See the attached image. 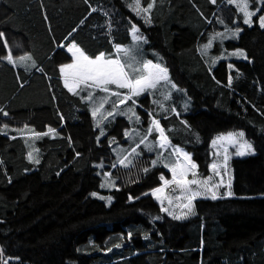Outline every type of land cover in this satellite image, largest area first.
<instances>
[{
	"label": "trees",
	"instance_id": "obj_1",
	"mask_svg": "<svg viewBox=\"0 0 264 264\" xmlns=\"http://www.w3.org/2000/svg\"><path fill=\"white\" fill-rule=\"evenodd\" d=\"M134 9L135 0H0V264H264V0H249L259 9L251 26L228 0ZM135 25L146 36L139 62L166 67L176 88L161 83L119 104L122 96L97 90L89 101L64 87L68 45L115 58ZM153 118L202 175L214 138L243 132L254 153L231 159L232 195L167 216L150 194L164 170ZM26 125L40 134L39 163L18 132Z\"/></svg>",
	"mask_w": 264,
	"mask_h": 264
},
{
	"label": "snow or ice",
	"instance_id": "obj_2",
	"mask_svg": "<svg viewBox=\"0 0 264 264\" xmlns=\"http://www.w3.org/2000/svg\"><path fill=\"white\" fill-rule=\"evenodd\" d=\"M215 3V0H212ZM228 3H233V0H228ZM155 0H150L146 7H141L140 0H135V11L138 14L150 13L151 9L154 7ZM240 8V11L243 12V23L246 25H252V17L257 15L259 9L255 11H247V4H244L242 7L237 5ZM95 10V9H94ZM147 22L150 23V18L146 17ZM258 22L260 27L264 28V15H260L258 17ZM222 23V21H221ZM138 29L133 26V38L135 41H140L143 39L142 36L138 35ZM239 29H236L235 32L232 33L233 36H238ZM3 34L0 33V36ZM222 35V34H217ZM212 39H215L213 37ZM211 44V40L209 45H205V48L209 47ZM67 51L71 53L72 62L66 63L60 66L59 71L63 76V84L64 87L72 94H78L80 92H86L85 96H82V99L91 101L94 97L95 91H101L104 93H110L114 96H122L123 98L120 99L119 104H124L126 101L131 100L134 96H139L144 92H150L156 90L161 83L164 84H171L172 88H176L175 84H172L169 76H168V69L163 67L161 64H153L151 61H144L141 62V66L139 68H134L132 63H122L119 58H106L104 53H100L95 58H90L86 55L79 47H77L74 43L71 47L67 48ZM124 53V56L131 61H134V57L130 56L129 49H119ZM238 54L240 56H244V53L241 51ZM9 63H15L13 61L12 55L9 52L5 57ZM30 57L21 56L20 59H29ZM33 66H35L33 64ZM231 67V66H229ZM126 69H131L134 73H139V75L133 76L130 74L129 71ZM229 83H231V77L229 78ZM110 85H115L117 89H127L128 93L124 94L119 91L112 92L109 88ZM167 99V97H165ZM106 102V98H103L97 108H94L92 111L93 117L97 116V113L100 109L104 108V103ZM134 102V101H133ZM163 105H161L162 107ZM129 112H132V109L129 108ZM114 114L113 111H109L107 116H112ZM3 115H7L6 112H3ZM132 115L134 116L135 113L133 112ZM106 118V117H105ZM131 119V117H130ZM136 119L138 120L139 117L137 116ZM153 124L156 127V130L160 134L161 143L160 147L164 148L167 143V137L164 136V130L160 127L159 122L153 120ZM54 129L49 128L47 132L43 133V135H48L49 133H54ZM149 133L153 131L152 128L148 129ZM40 134L37 133V136ZM101 135L103 132L101 131ZM219 141H226L228 144L236 147L238 145L236 155L243 156L246 154H253L254 149L250 142L244 140V133H228L226 137H219ZM218 141H213V144L216 145ZM141 143H144L141 140ZM135 153V149L132 150ZM227 152V149H225ZM177 153V160L174 162V166L171 168L172 172V180H164V184L168 185L170 183L175 184L177 188L181 191L182 198L187 201V203L183 204V208L187 209V211L183 214L184 216L187 215H194V205L193 201L200 196H205L206 198L210 196L211 199L215 200L218 198L217 192L214 189L220 186L219 183H212V177L208 176L206 178L196 179L197 172L194 171L197 168V165L192 162L191 157L187 153H181L179 149L175 150ZM180 155L183 156V160L180 159ZM29 160H32V153L28 154ZM127 157L124 160L119 161L120 164L124 165ZM228 160V156H224L225 161V168L226 163ZM35 163H39V160H36ZM213 171L218 176L220 175L219 171L217 170V165L213 163L211 165ZM191 175L192 179H188V176ZM163 179V177H161ZM195 185V188L192 186ZM230 188V184H229ZM163 188H158L155 190V193H162ZM95 195V193H93ZM226 195L231 196L232 193L229 191ZM161 199V197H157ZM180 197H178L179 199ZM163 202V201H161ZM171 203V201H169ZM162 211H168V209L162 208ZM169 215H172L169 212ZM176 219L183 218L182 216H176Z\"/></svg>",
	"mask_w": 264,
	"mask_h": 264
},
{
	"label": "rangeland",
	"instance_id": "obj_3",
	"mask_svg": "<svg viewBox=\"0 0 264 264\" xmlns=\"http://www.w3.org/2000/svg\"><path fill=\"white\" fill-rule=\"evenodd\" d=\"M233 3L235 5H240L241 7L244 4H247L248 7L246 10L250 11L249 0H233ZM135 28H137L139 30L138 26H136V25H135ZM132 32H133V29H132ZM132 32H131V35H132ZM138 35L142 36L143 39L140 41H135L133 38V35H132V39H133L132 41L133 42L131 45H129V46H122V45L115 46L116 57L113 59L119 58L122 63H132L134 68H139L141 66V63L139 62V57L137 55V52L139 51L140 43L143 42L144 40H146V36L144 34H142L140 31H138ZM72 44L73 43L68 45L67 48L71 47ZM74 44L77 47H79L76 43H74ZM118 48L119 49H129L130 50V56L135 58L134 61L128 60L124 56L123 52L118 51ZM105 57L110 58V57H107L106 55H105ZM90 58H95V57H90ZM152 63L157 64L154 62H152ZM126 70L130 72V74L133 76V78H134V75L135 76L139 75V73L132 72L131 69H126ZM168 76H169V72H168ZM62 81H63V76H62ZM167 85H169V84H165V86H167ZM110 86H109V88H110ZM168 91H169V89H166V92H168ZM112 92H115V91H112ZM153 120H156V119H154V118L152 119L150 126L152 128L154 127L156 129L155 125L153 124ZM160 127L162 128L161 125H160ZM227 135H228V133L218 135L213 140V141H218L217 144L214 145L212 143V147L214 150V152H213L214 160L211 163V165L213 163H215L217 165V170L219 171L220 175L217 176L215 174V172L213 171L211 166H210V172L207 175L200 174L198 171V168H196L194 170L197 172L196 179L199 180L201 178H206L208 176H211L213 178L212 183H219L220 184V186L218 188L214 189V191L217 192L218 198L222 197L223 195H226V193L229 191L231 192L232 172H231V167H230V161L233 157L238 156V155H236L238 145L236 147H233L232 145L228 144L226 141H219L218 140L219 137H226ZM164 136L167 137L165 132H164ZM244 140H246V139L244 138ZM161 142L162 141H161L160 134H159L158 141H157V145H158L159 150L156 151V153H157L156 158L159 162H162V164L164 165V170H162V172H160V175H161V177H163V179H161V184L159 186H157L156 188H154L153 190L150 191V194L160 204L161 208L168 209V211H163L167 216H169L171 218H175L176 216H182L184 218V217L188 216V215L187 216L183 215L187 211V209L183 208V204L187 203V201L182 198L181 191L177 188V186L175 184L170 183L168 185H165L164 180H169V181L172 180L171 168L174 166V162L177 160V155H178L177 153H175L176 149H179L181 151V153H187L191 157L192 162H194V160H193L192 156L186 150H184L183 148H181L179 146H175V145L171 144V142L169 141L168 138H167V143H166L164 148H161L159 146ZM225 149H227V152H225ZM225 155L228 156L226 168H225V161H224ZM246 155H250V154H246ZM246 155H243V156H246ZM180 159L183 160L182 155H180ZM188 179H192V176L189 175ZM105 180H107V179H105ZM229 184H230V188H229ZM192 187L195 188V185H193ZM158 188H163V192L154 194L155 190ZM158 196L161 197V199H158L157 198ZM226 196H229V195H226ZM178 197H180V198L178 199ZM209 197L210 196H208L207 198H209ZM200 198H206V197L200 196L197 199H200ZM197 199H195L193 201L194 208H195V201ZM161 201H163V202H161ZM169 201H171V203H169ZM169 212H171L172 215H169ZM3 264H6V263L4 262Z\"/></svg>",
	"mask_w": 264,
	"mask_h": 264
},
{
	"label": "crops",
	"instance_id": "obj_4",
	"mask_svg": "<svg viewBox=\"0 0 264 264\" xmlns=\"http://www.w3.org/2000/svg\"><path fill=\"white\" fill-rule=\"evenodd\" d=\"M62 75V74H61ZM32 126L26 125L24 128H19L18 132L27 136L29 140V151L32 153L33 161L39 160L38 147H37V132H33ZM191 155V154H190Z\"/></svg>",
	"mask_w": 264,
	"mask_h": 264
}]
</instances>
